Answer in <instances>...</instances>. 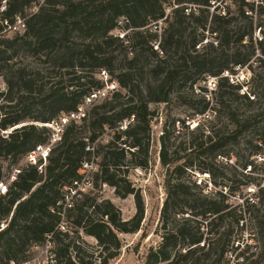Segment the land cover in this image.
<instances>
[{
	"label": "trees",
	"instance_id": "16d2710c",
	"mask_svg": "<svg viewBox=\"0 0 264 264\" xmlns=\"http://www.w3.org/2000/svg\"><path fill=\"white\" fill-rule=\"evenodd\" d=\"M17 20L23 31L8 36ZM20 52L33 66L12 62ZM254 61L264 65V0H0V180L6 160L16 165L48 141L45 124L86 106L63 126L44 171L25 165L0 195V264L26 261L45 244L46 264H109L122 249L119 234L138 232L144 217L129 172L150 167L155 154L165 171L162 232L143 264H264V193L250 198L223 186L238 182L241 144L251 158L243 170L264 150L259 93L239 92L243 84L224 75ZM208 78L216 81L206 99ZM112 81L117 87L105 90ZM157 104L185 107L206 123L190 128L168 110L154 153ZM204 174L209 187L197 178ZM104 184L132 196L130 218L102 196Z\"/></svg>",
	"mask_w": 264,
	"mask_h": 264
},
{
	"label": "rangeland",
	"instance_id": "374dc122",
	"mask_svg": "<svg viewBox=\"0 0 264 264\" xmlns=\"http://www.w3.org/2000/svg\"><path fill=\"white\" fill-rule=\"evenodd\" d=\"M40 1V0H39ZM37 6L34 4L32 5L30 11L36 10ZM16 31L22 32L23 26L21 23V20H17L15 27H12L7 31L8 36H12ZM114 33H119V30L114 31ZM260 34H257L256 36H259ZM13 63L24 65L27 67H31L34 64V60L30 55L24 54L22 52L17 55L13 61ZM3 64L0 62V91L4 92L6 89V85L3 81L2 74H3ZM236 71L233 74L225 73L224 75H227L229 78V82L233 80V82L236 83H242V87L239 90V92H244L245 94H248L251 90H255L259 93L258 96H256V99H259V103L255 107H262L264 104V65H260L258 62L254 61L251 63L249 67L243 66V67H237L235 69ZM102 75V73H101ZM255 75V77H253ZM105 80L107 79L106 76L103 77ZM216 78H208L205 82H202L201 85L204 86L207 89V92L205 93V98L208 99L207 96L210 97V92L214 90V84H215ZM114 87H117L116 83L112 81L111 83L106 84V89H112ZM105 90L100 91L97 94V97L102 96ZM194 94H198V90L194 89ZM203 94V93H202ZM213 95V94H212ZM198 97V96H197ZM251 97V96H250ZM97 99V98H96ZM198 97V101H199ZM170 107L167 108L164 104H157V105H150V108L155 110L157 112L156 117L153 118L151 122V131H152V148L154 153L159 148V135L162 133V125L166 118V113L168 110L171 109V114L175 115V119L184 121V124H188L189 127H194L197 125L198 122L200 123H206V116L205 115H195L192 116L190 119L188 118L189 115L193 112L190 109H187L185 107H179L174 106L173 104L169 105ZM27 112L34 113V109L30 104H27L25 106ZM22 108V106L20 107ZM82 111H85L86 106H81ZM81 116V115H80ZM48 124H51L52 126H48ZM67 124V123H66ZM64 124V125H66ZM51 131H53L57 126L59 128H62L63 126L60 124L59 120L52 121L50 123L45 124ZM181 132L180 134H177ZM2 133V132H1ZM173 137L176 138L175 142L176 144L184 137V132L181 128V123L177 124L175 127V132L173 133ZM173 140V138H172ZM255 143V142H254ZM238 151L240 152L241 158H238L237 165L238 168H236L238 174H237V180L238 182H234L232 185L229 184V181H225L223 183V186H226V188H230L233 186V188L237 187V193H242L246 197L254 198V195L258 192L264 193V166H263V153L257 154L253 158L254 160V169L249 171V167H247L246 170L242 169V165L248 161L251 158H246V154L248 153V150L246 149V144H241L238 147ZM154 163L148 167L147 169H132L129 172V180L132 182V184L135 186L136 189H139L144 201L145 205V212L144 217L141 222V228L136 233H130V234H119V238L122 241V249L120 251V254L113 259L109 264H143L145 255L147 253V250L150 247L156 246L160 242V234L162 230L159 228V216H160V207L165 199V193H164V168L161 167V165L158 162L157 154L154 156ZM224 159L223 161H225ZM230 161L235 163V159L233 157L230 158ZM228 161V163L230 162ZM11 159L6 160L5 165L9 166L8 169L11 170L18 166L19 168H22L25 166V163L22 162V159L18 161L16 165L10 164ZM10 164V165H9ZM10 174V173H9ZM5 177L9 176L7 175V171L5 172ZM197 178H203V183L207 182L208 187L210 186L209 178L206 176V174L199 176ZM207 179V180H206ZM249 182H253L249 184ZM239 183V184H238ZM247 184V185H245ZM86 187V190L89 188V185L86 183V181L81 182V188ZM232 188V187H231ZM71 194L73 191L70 192ZM101 194L104 198L109 199L121 212V216L124 219L130 218L134 212V201L132 196H127L125 198H120L115 195L112 187L108 185H103L101 188ZM239 199L237 198V194L235 195V198H233L234 202H239ZM7 222L4 220L0 223V227L3 228ZM245 236H248V233H245ZM87 242L90 244H94L95 241L93 238L85 237ZM48 245L44 246H34L31 247L26 252V261H21L19 264H46L47 259L50 258V254L48 252Z\"/></svg>",
	"mask_w": 264,
	"mask_h": 264
},
{
	"label": "built area",
	"instance_id": "2783aa9c",
	"mask_svg": "<svg viewBox=\"0 0 264 264\" xmlns=\"http://www.w3.org/2000/svg\"><path fill=\"white\" fill-rule=\"evenodd\" d=\"M89 100L90 99H86L87 102ZM82 112V108L80 107L78 108L77 112L70 113L69 115L61 117L59 119V122L62 126H64V124H66L69 120L79 118V116L82 115ZM48 126L51 127L52 125L48 124ZM62 128H59L57 126V128L52 131L48 141L44 144H37L36 146H34L33 149H31L23 156L22 162L25 163V165L35 166L38 172L42 173L46 166L47 158L50 154L52 147L60 139ZM10 130L11 129L4 130L2 131V134L6 135L7 132H9ZM20 169L21 168H19L18 166L14 167L11 172H9L10 174H7L9 176H4L0 180V195H4L7 193L9 185L12 183L13 180H15L17 174L20 172ZM10 264H14V262H10Z\"/></svg>",
	"mask_w": 264,
	"mask_h": 264
},
{
	"label": "water",
	"instance_id": "95a60500",
	"mask_svg": "<svg viewBox=\"0 0 264 264\" xmlns=\"http://www.w3.org/2000/svg\"><path fill=\"white\" fill-rule=\"evenodd\" d=\"M21 125H23V124H21ZM18 127V126H17Z\"/></svg>",
	"mask_w": 264,
	"mask_h": 264
}]
</instances>
